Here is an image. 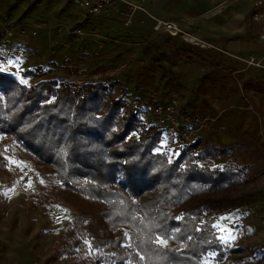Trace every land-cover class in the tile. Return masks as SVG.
<instances>
[{
    "label": "trees",
    "instance_id": "obj_1",
    "mask_svg": "<svg viewBox=\"0 0 264 264\" xmlns=\"http://www.w3.org/2000/svg\"><path fill=\"white\" fill-rule=\"evenodd\" d=\"M24 75L44 76L40 68ZM131 98L119 79L28 86L0 73V150L17 145L38 172L56 179L45 202L66 208L76 230L66 235L62 255L84 251L94 264H205L214 253L225 260L234 251L221 243L215 223L228 212L227 199L212 196L253 173L237 164L236 145L206 137L178 143L145 120L150 100L137 108ZM173 145L178 154L171 158ZM221 159L222 168L215 165Z\"/></svg>",
    "mask_w": 264,
    "mask_h": 264
},
{
    "label": "rangeland",
    "instance_id": "obj_2",
    "mask_svg": "<svg viewBox=\"0 0 264 264\" xmlns=\"http://www.w3.org/2000/svg\"><path fill=\"white\" fill-rule=\"evenodd\" d=\"M0 14L9 24L22 26L21 38L8 45L17 53L12 58L15 72L10 74L28 86L41 80L86 84L117 79L126 56L140 53L143 45L149 44L152 51L157 50V42L175 43L180 51L200 49L184 43L181 37L157 32L160 20L154 16L155 5L147 2L94 16L65 0H0ZM68 65L76 67L78 74L68 75ZM38 68L44 74L42 78L24 75ZM224 68V64L220 65L219 71ZM101 69L107 70L98 73ZM255 71L260 72L255 84L264 93V69ZM122 82L131 92V105L137 108L155 93L160 94L150 79ZM245 108L252 110L250 105ZM148 116L153 119L152 112L144 116L145 120ZM237 138L236 162L247 166L248 173L254 176L244 185L212 196L227 199L224 206L228 212L219 218L215 228L221 243L234 252L220 262L215 253L211 254L205 264H264V147L247 134L240 133ZM176 149L173 145L167 150L171 158L178 154ZM226 164L225 159L215 161L217 167ZM56 186L54 176L38 172L22 148L12 145L0 150V264H94L85 258L84 251L73 258L60 254L66 235L76 230L66 208L53 199L45 202V197H54ZM38 200L44 204L33 209Z\"/></svg>",
    "mask_w": 264,
    "mask_h": 264
},
{
    "label": "crops",
    "instance_id": "obj_3",
    "mask_svg": "<svg viewBox=\"0 0 264 264\" xmlns=\"http://www.w3.org/2000/svg\"><path fill=\"white\" fill-rule=\"evenodd\" d=\"M125 1L132 5L144 2L155 5L157 20L173 22L215 49L239 57L253 55L264 59V47L258 40L264 24L254 23L250 18L258 0ZM156 44V51L150 50L148 44L141 47L140 53L126 56L117 79L136 83L150 79L164 98L183 99L184 109L193 117L210 119L209 127L200 134L216 145L234 147L242 133L264 147V93L255 84L260 72L244 69L242 64L216 50L187 52L180 51L175 43ZM222 64L226 68L219 71ZM248 105L252 110L245 108Z\"/></svg>",
    "mask_w": 264,
    "mask_h": 264
},
{
    "label": "built area",
    "instance_id": "obj_4",
    "mask_svg": "<svg viewBox=\"0 0 264 264\" xmlns=\"http://www.w3.org/2000/svg\"><path fill=\"white\" fill-rule=\"evenodd\" d=\"M85 9L90 15L98 16L121 11L125 7L132 8V4L125 0H65ZM254 23L264 24V0H258L250 16ZM22 26L11 25L0 15V73L10 74L13 68L12 58L17 56L16 52L10 51L8 45L15 39L21 38ZM157 32H166L171 37H181L183 42L200 49L216 50L232 60L241 63L244 69H264V59L256 56L239 57L226 51L200 42L192 37L182 27L173 22L158 21L155 27ZM258 40L264 47V28L258 36ZM164 94L151 96V112L155 124L169 137L178 143H193L201 131L208 128L210 119H198L190 112L183 109L181 100L176 96L163 97Z\"/></svg>",
    "mask_w": 264,
    "mask_h": 264
},
{
    "label": "snow or ice",
    "instance_id": "obj_5",
    "mask_svg": "<svg viewBox=\"0 0 264 264\" xmlns=\"http://www.w3.org/2000/svg\"><path fill=\"white\" fill-rule=\"evenodd\" d=\"M161 243H163V241H161Z\"/></svg>",
    "mask_w": 264,
    "mask_h": 264
}]
</instances>
